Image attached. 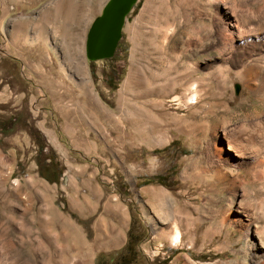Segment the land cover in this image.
I'll return each mask as SVG.
<instances>
[{
    "label": "rangeland",
    "instance_id": "obj_1",
    "mask_svg": "<svg viewBox=\"0 0 264 264\" xmlns=\"http://www.w3.org/2000/svg\"><path fill=\"white\" fill-rule=\"evenodd\" d=\"M107 1L0 0V264H117L133 224L149 264H256L264 75L250 84L246 71L264 44L233 49L223 12L247 28L264 0H139L114 57L89 61ZM79 35L86 64H60V44ZM223 126L243 129L237 168L215 141ZM33 128L66 167L59 184L38 173ZM156 176L169 187L143 186ZM240 209L254 213L249 241Z\"/></svg>",
    "mask_w": 264,
    "mask_h": 264
},
{
    "label": "bare ground",
    "instance_id": "obj_2",
    "mask_svg": "<svg viewBox=\"0 0 264 264\" xmlns=\"http://www.w3.org/2000/svg\"><path fill=\"white\" fill-rule=\"evenodd\" d=\"M223 15L225 17L228 30L233 34V37L231 39V44H232L233 49L234 48L242 49L243 46H245L246 44H264V18L263 17H257L256 22L255 23L253 22L252 25L249 24V26H247L246 28L245 25H242L240 23L241 21H240L239 15L235 11H229L228 9H225V11L223 12ZM232 28H233V31L231 30ZM80 36L81 35H79L77 38L73 37L74 39H72V41L70 40L71 42L69 43L68 42L65 43L62 41V43L60 44V50L62 54L60 64H86L85 57H84V49L82 46L84 42ZM248 64L249 66H248V70L246 71V76L248 77V80L250 83L251 81L255 80L258 74L262 73L264 75L263 51H259V52L254 51L251 57L249 58ZM64 71L66 72L69 71L67 72L65 76L69 77L71 81H73L74 83L78 82L76 78H73L75 77V75L74 73L73 74L71 73V70L65 69ZM221 75L219 74L217 76L222 77ZM84 82L86 81L81 80L79 81L77 85L82 86L84 85ZM198 87L199 85L197 83H193L192 85H190L188 90L193 91L194 95L189 100L196 99V94H197L196 92H197ZM218 127H215V129L213 130L215 141L219 140L220 142L221 140H223L227 143V149L233 153V155L231 154L232 156L231 158L229 157L227 158V163L228 165L230 164L231 166H234L237 168L240 165L239 159L241 160L246 159L245 156L247 155L244 149H241L238 147V145H236L237 138H239V134L243 133V129L236 128V127L233 128V127L223 126L222 128L220 127L221 128L220 130ZM217 148L220 149L218 146ZM216 175L222 177L224 176V173H222L221 170L219 169L216 172ZM239 212L241 215L245 217L244 218V221H246L244 224L246 227L245 239L249 241L250 235H252V233H250V227L251 225H253L254 213L250 214L247 210H244V209H240ZM239 219H241L240 216H239ZM171 238L173 242L179 241V236L177 234H173ZM248 248L252 252L251 254L254 259V263L264 264V248L262 247V245L261 247H257L252 243L251 244L248 243Z\"/></svg>",
    "mask_w": 264,
    "mask_h": 264
},
{
    "label": "trees",
    "instance_id": "obj_3",
    "mask_svg": "<svg viewBox=\"0 0 264 264\" xmlns=\"http://www.w3.org/2000/svg\"><path fill=\"white\" fill-rule=\"evenodd\" d=\"M2 126V122H0ZM1 136H9L7 130H1ZM34 143L38 147V156L36 162L38 164V173L41 178L45 179L50 184H59L66 171V167L57 159L55 151L47 145L46 136L37 128H33L30 132ZM2 141H0V146ZM47 152L48 155L45 153ZM154 153H160L155 151ZM150 183H157L165 187H169L166 182L165 176H156L146 179L144 185ZM145 227L133 224L128 231L127 243L123 251L117 257V264H149L146 257L140 252L139 245L143 240V233Z\"/></svg>",
    "mask_w": 264,
    "mask_h": 264
},
{
    "label": "water",
    "instance_id": "obj_4",
    "mask_svg": "<svg viewBox=\"0 0 264 264\" xmlns=\"http://www.w3.org/2000/svg\"><path fill=\"white\" fill-rule=\"evenodd\" d=\"M139 0H108L103 12L92 23L86 40L89 61L109 60L114 57L127 16Z\"/></svg>",
    "mask_w": 264,
    "mask_h": 264
},
{
    "label": "built area",
    "instance_id": "obj_5",
    "mask_svg": "<svg viewBox=\"0 0 264 264\" xmlns=\"http://www.w3.org/2000/svg\"><path fill=\"white\" fill-rule=\"evenodd\" d=\"M66 179V178H65Z\"/></svg>",
    "mask_w": 264,
    "mask_h": 264
}]
</instances>
